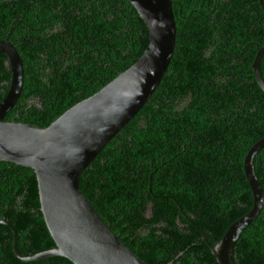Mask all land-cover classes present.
Segmentation results:
<instances>
[{
  "label": "trees",
  "instance_id": "16d2710c",
  "mask_svg": "<svg viewBox=\"0 0 264 264\" xmlns=\"http://www.w3.org/2000/svg\"><path fill=\"white\" fill-rule=\"evenodd\" d=\"M171 9L175 39L165 72L78 186L146 264H217L209 246L252 203L242 158L264 135V93L250 66L264 44V12L257 0H171ZM0 38L14 46L23 71L3 120L39 127L126 69L148 43L127 0H0ZM258 70L264 81V52ZM8 80L0 53V99ZM252 164L264 195V147ZM0 217L21 254L54 247L31 169L0 161ZM11 242L0 223V264H72L60 256L22 261ZM231 259L264 264V198Z\"/></svg>",
  "mask_w": 264,
  "mask_h": 264
},
{
  "label": "water",
  "instance_id": "95a60500",
  "mask_svg": "<svg viewBox=\"0 0 264 264\" xmlns=\"http://www.w3.org/2000/svg\"><path fill=\"white\" fill-rule=\"evenodd\" d=\"M142 20L148 43L137 59L94 93L75 102L48 125L3 120L15 103L22 85V61L7 38L0 39V53L9 70L7 89L0 99V161L32 170L39 211L54 247L31 255L11 250L22 261L60 256L72 264H146L120 241L81 193L82 171L111 137L149 102L165 72L174 48L175 23L171 0H127ZM261 10L264 6L257 0ZM9 32H7L8 35ZM264 44L250 64L253 78L264 93L258 61ZM264 147V135L251 143L242 158L244 178L250 190L249 209L232 221L220 239L209 246L217 264H233L231 250L240 232L259 214L263 193L253 171V156Z\"/></svg>",
  "mask_w": 264,
  "mask_h": 264
},
{
  "label": "clouds",
  "instance_id": "9594fccd",
  "mask_svg": "<svg viewBox=\"0 0 264 264\" xmlns=\"http://www.w3.org/2000/svg\"><path fill=\"white\" fill-rule=\"evenodd\" d=\"M0 39H2V38H0ZM14 47V46H13ZM6 65H7V63H6ZM8 66V65H7ZM263 198H264V195H263ZM231 252H232V250H231Z\"/></svg>",
  "mask_w": 264,
  "mask_h": 264
},
{
  "label": "flooded vegetation",
  "instance_id": "af4514ba",
  "mask_svg": "<svg viewBox=\"0 0 264 264\" xmlns=\"http://www.w3.org/2000/svg\"><path fill=\"white\" fill-rule=\"evenodd\" d=\"M6 222V221H5Z\"/></svg>",
  "mask_w": 264,
  "mask_h": 264
}]
</instances>
